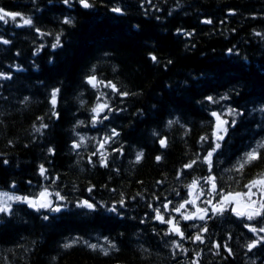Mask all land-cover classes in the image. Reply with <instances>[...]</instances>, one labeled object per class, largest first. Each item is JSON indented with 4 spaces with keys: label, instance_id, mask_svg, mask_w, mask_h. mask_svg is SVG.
Wrapping results in <instances>:
<instances>
[{
    "label": "trees",
    "instance_id": "16d2710c",
    "mask_svg": "<svg viewBox=\"0 0 264 264\" xmlns=\"http://www.w3.org/2000/svg\"><path fill=\"white\" fill-rule=\"evenodd\" d=\"M89 2L85 9L79 0H0V8L33 21H0V38L9 41L0 42V73L10 76L0 78V188L29 198L47 189L61 209L37 211L16 201L1 213L0 264H264V244L247 248L264 233L254 236L245 227H262L264 220L237 217L234 204L212 212L222 195L247 193L245 185L264 175V149L236 171L245 153L264 142V0ZM57 36L60 46L53 48ZM90 76L103 83L94 88ZM109 81L128 95L105 87ZM105 102L110 110L93 124L92 109ZM229 108L239 115H227ZM212 112L229 123L209 171ZM106 137L112 138L100 148ZM194 180L199 185L190 190ZM252 192L261 198L257 188ZM83 200L95 208L78 207ZM185 200L195 204L181 212L208 209L206 219L186 221L173 211ZM157 208L165 220L176 218L185 237L199 233L204 242L169 233L155 218Z\"/></svg>",
    "mask_w": 264,
    "mask_h": 264
},
{
    "label": "snow or ice",
    "instance_id": "6c2138e0",
    "mask_svg": "<svg viewBox=\"0 0 264 264\" xmlns=\"http://www.w3.org/2000/svg\"><path fill=\"white\" fill-rule=\"evenodd\" d=\"M63 2L65 4L70 3V0H63ZM79 4L85 8H91L93 5L89 2V0H79ZM113 12L115 13H121L122 9L119 7H114L111 9ZM17 17H20L22 24L17 25V26H31L33 24V21L31 18H25L23 17L20 13H12V12H7L5 11L3 8H0V21H3L4 23L8 22V18H10L13 22H15L17 20ZM204 23H212L211 20H205L203 21ZM65 24H72V20L66 18L64 20ZM37 31L39 32V29H37ZM187 35H191V34H187ZM257 35H260V33H257ZM0 42L4 43V44H8L9 41L8 40H2V38H0ZM60 46V37L57 36L56 37V43L52 45L53 48ZM231 51V50H229ZM152 61L156 62L157 61V57L152 55L151 56ZM169 63H171V61H169ZM0 78H4V79H10V76H6L4 73H0ZM87 82L89 84H91L94 88L95 87H99L100 84H102V81H98L97 78L95 76H90L87 80ZM105 87H109L111 88L114 92L119 93L120 95L123 96H127L128 93L126 92H120L119 89L116 87L115 84H113L112 82H108L107 84L104 85ZM59 92V89L53 90V92L51 93V104L53 106V108L56 105L57 102V94ZM98 100L100 99L99 97L97 98ZM206 99L211 102V103H216L217 101L214 100L213 97L209 96L206 97ZM221 99H227V97H221ZM105 109H109V105L105 102L103 104H97V106L95 108L92 109V112L96 114V116L93 118V124L96 123L97 118L99 117L100 113L103 112ZM110 110V109H109ZM54 115H56V113H53ZM211 115L213 117H215L216 120V124H215V131L213 132V136L215 137V147L212 149V151H209L207 153V156L204 157V162L208 164L209 166V171H211L212 168V157L214 152H216L217 149H219L221 147L219 141L224 139V134L227 133V127H225V125H227L229 122L227 120H224L221 118V115L218 114L217 112H212ZM227 115L230 116H236L239 115V113L234 110L229 108ZM108 117L105 116L104 119H107ZM82 123V122H80ZM172 123H174V121H168V124L171 125ZM232 124H235V120L232 121ZM47 125L42 124L41 128H46ZM35 131L39 132L40 128H36ZM112 135H119L118 133H116L115 129L112 130ZM112 137H106L104 142H102L100 144V148H103L104 145L111 140ZM201 140H207V137H201ZM83 141V137H81V142ZM160 146L161 147H167V141L166 139H160L159 141ZM74 148H79L80 144L79 143H74L73 144ZM264 149V142H260L257 144V146L255 148H253L251 151L245 153L244 158L242 160L241 163H239V167L236 168V171H242L244 169V167L247 164L252 163L255 160L260 159V150ZM49 151L51 152L52 149H49ZM93 155H96V153L94 152ZM143 158V153H137L136 156V162L138 163L141 159ZM162 159V157L157 156L156 160L160 161ZM5 164H7V160L4 161ZM101 166L107 167V158L103 155V153H101ZM196 163L195 160H193L191 163L186 164L185 168H191L194 164ZM46 169L41 165L40 167V174L43 176L45 175ZM207 183L211 184V189L212 192L216 191V178L214 176H210L205 178ZM199 182L197 180H194L192 182V184L189 186L190 190H194L196 187H198ZM246 188H248V192L247 193H229L226 195H222V198L219 202L218 205H213L212 206V212L214 214H223L224 212L228 211V207L227 205H235L233 207H231V211L237 216V217H244L247 220L251 221L254 220L256 218H261L262 220H264V175H260L258 176L257 179L252 180L249 182L248 185H245ZM255 187L257 188V191L260 192V196L261 198L259 200H253L252 196L255 195V193L252 192V188ZM89 191H91V189H89ZM191 194V192H190ZM200 194H203V192L201 191ZM52 195V193L48 192L47 189H44L43 191H41L39 193L38 197H34V198H29V197H21V196H16V195H10L7 192H0V213H10L11 212V204H9V201H18V202H22V203H26L28 204L29 207L36 209L37 211H39L40 209H49L50 211L53 212H59L61 209L59 206H53L52 201L49 199V197ZM55 196L57 197V199L59 200H63L64 197L60 195L59 192L55 193ZM247 198V203L241 207V198ZM121 205H123V200L120 202ZM171 203V202H169ZM195 204V200H185L184 203L179 204L177 207L173 208V211L180 213L181 218L183 220H205L207 217V213H208V209H202V208H197V211L195 213H183L181 212L182 209L185 208L186 204ZM207 203L211 204V201H207ZM78 207H82V208H87V209H94L95 205L91 202H89L88 200H83L81 201L78 205ZM163 208L165 210L168 209V204H164ZM111 211L115 212L116 209L112 208ZM156 212V219L159 220L161 223H167L170 228H169V233L171 234H175L178 235L182 240L187 238V239H191L194 242L195 241H199L200 243H203V237L201 234H196L194 237L190 236V237H185L184 232L181 230V228L179 227V223L176 220V218H172L169 220H165L164 216L161 214V211L159 208H157L155 210ZM45 220L48 219L47 216L44 217ZM245 227H247L249 229L250 232L253 233L254 236H256L258 233H264V226L262 227H253V226H249V225H245ZM207 227L203 226L200 228L201 232H207ZM75 242V241H74ZM175 247H180V245L176 242H173ZM260 244H264V236H259L256 239H253L251 241V243H249L247 245L248 251H252L254 248H257L258 245ZM72 244L70 243H66L64 245L65 248H69L71 247ZM88 247H90L93 250H96L98 247L101 249V251L103 252L104 255H108L109 251L107 249H104L102 246L96 245V244H88ZM112 248H115V245H111ZM215 247L217 249H219L220 245L217 244L215 245ZM229 255H232L231 249H227ZM194 264H198V262H194Z\"/></svg>",
    "mask_w": 264,
    "mask_h": 264
},
{
    "label": "rangeland",
    "instance_id": "374dc122",
    "mask_svg": "<svg viewBox=\"0 0 264 264\" xmlns=\"http://www.w3.org/2000/svg\"><path fill=\"white\" fill-rule=\"evenodd\" d=\"M0 192H7V193H9L10 195H11V192L10 191H8V190H1ZM241 201H244V202H246L245 200H241ZM247 203V202H246Z\"/></svg>",
    "mask_w": 264,
    "mask_h": 264
},
{
    "label": "bare ground",
    "instance_id": "6f19581e",
    "mask_svg": "<svg viewBox=\"0 0 264 264\" xmlns=\"http://www.w3.org/2000/svg\"><path fill=\"white\" fill-rule=\"evenodd\" d=\"M50 47V46H49ZM221 256V255H220Z\"/></svg>",
    "mask_w": 264,
    "mask_h": 264
}]
</instances>
